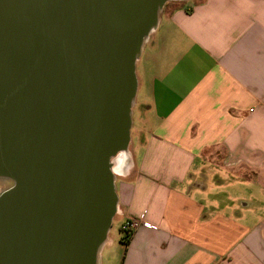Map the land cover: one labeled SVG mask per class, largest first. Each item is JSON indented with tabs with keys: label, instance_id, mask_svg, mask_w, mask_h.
<instances>
[{
	"label": "water",
	"instance_id": "1",
	"mask_svg": "<svg viewBox=\"0 0 264 264\" xmlns=\"http://www.w3.org/2000/svg\"><path fill=\"white\" fill-rule=\"evenodd\" d=\"M170 1L0 0V264H101Z\"/></svg>",
	"mask_w": 264,
	"mask_h": 264
},
{
	"label": "crops",
	"instance_id": "2",
	"mask_svg": "<svg viewBox=\"0 0 264 264\" xmlns=\"http://www.w3.org/2000/svg\"><path fill=\"white\" fill-rule=\"evenodd\" d=\"M136 79L107 264H264V0L162 13Z\"/></svg>",
	"mask_w": 264,
	"mask_h": 264
},
{
	"label": "rangeland",
	"instance_id": "3",
	"mask_svg": "<svg viewBox=\"0 0 264 264\" xmlns=\"http://www.w3.org/2000/svg\"><path fill=\"white\" fill-rule=\"evenodd\" d=\"M196 2H198V1H187V2L170 1L164 5L162 13L170 10L171 8H175V7H179V6L187 8ZM138 108L139 107L137 105L133 107V124L135 126L138 125V114H139ZM130 135L132 138H134V133H132V130H130ZM128 150H129V147H128ZM122 175L123 174H119V173L116 174V182H115L116 185L118 184V180L120 178H122ZM0 187H1V184H0ZM120 223H121V220L119 218H117V217L112 218L110 228L108 231V235H107L105 244L103 245V248H102L101 254H100L101 264H107L108 259L118 253L117 252L118 251L117 246H116V251H113L112 249L109 250L106 243H107V241L114 240L117 243V245H119L118 229H119Z\"/></svg>",
	"mask_w": 264,
	"mask_h": 264
},
{
	"label": "built area",
	"instance_id": "4",
	"mask_svg": "<svg viewBox=\"0 0 264 264\" xmlns=\"http://www.w3.org/2000/svg\"><path fill=\"white\" fill-rule=\"evenodd\" d=\"M140 220L134 216H130L126 218L120 225V233L121 237L125 239H129L133 232L139 227Z\"/></svg>",
	"mask_w": 264,
	"mask_h": 264
},
{
	"label": "trees",
	"instance_id": "5",
	"mask_svg": "<svg viewBox=\"0 0 264 264\" xmlns=\"http://www.w3.org/2000/svg\"><path fill=\"white\" fill-rule=\"evenodd\" d=\"M120 241H121L122 244L126 245L128 243V241H129V239H125L124 240V238L121 237Z\"/></svg>",
	"mask_w": 264,
	"mask_h": 264
},
{
	"label": "bare ground",
	"instance_id": "6",
	"mask_svg": "<svg viewBox=\"0 0 264 264\" xmlns=\"http://www.w3.org/2000/svg\"><path fill=\"white\" fill-rule=\"evenodd\" d=\"M130 165V164H129ZM123 172V171H122ZM122 172L120 171V168H119V166H118V168H117V173H119V174H122Z\"/></svg>",
	"mask_w": 264,
	"mask_h": 264
}]
</instances>
